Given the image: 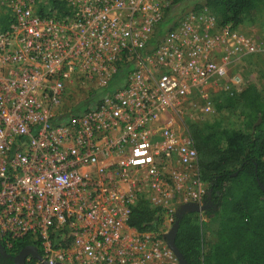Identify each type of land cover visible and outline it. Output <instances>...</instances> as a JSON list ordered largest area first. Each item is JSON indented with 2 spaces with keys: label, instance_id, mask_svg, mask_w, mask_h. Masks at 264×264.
I'll use <instances>...</instances> for the list:
<instances>
[{
  "label": "built area",
  "instance_id": "2783aa9c",
  "mask_svg": "<svg viewBox=\"0 0 264 264\" xmlns=\"http://www.w3.org/2000/svg\"><path fill=\"white\" fill-rule=\"evenodd\" d=\"M67 1L72 14L56 17L41 16L37 0H8L0 25V239L27 240L28 264H179L167 240L171 193L209 198L180 119L194 102L215 116L217 91L242 95L264 37L220 25L207 7L190 11L154 53L137 55L125 88L73 118L70 100L105 87L174 0ZM139 197L171 214L170 230L129 226Z\"/></svg>",
  "mask_w": 264,
  "mask_h": 264
},
{
  "label": "trees",
  "instance_id": "16d2710c",
  "mask_svg": "<svg viewBox=\"0 0 264 264\" xmlns=\"http://www.w3.org/2000/svg\"><path fill=\"white\" fill-rule=\"evenodd\" d=\"M37 5L41 16L65 17L72 14L67 0H52L48 5ZM195 5L191 11L207 7L220 25L239 26L245 17L253 18L260 12L264 0H204L202 4ZM189 6L186 0L172 1L146 47L131 60L124 54L111 81L91 92L72 108L69 115L80 117L99 107L106 95L125 88L130 73L136 68L137 55L145 58L154 53L167 33L190 12ZM8 18H0V25L6 26ZM258 59L260 67L264 68V57L258 56ZM255 73V70L246 71L248 88L242 95L236 98L226 96L221 103L215 102L219 112L232 109L239 103L244 104L246 117L240 127L221 128L216 126L217 122L191 127L202 180L208 186L209 198H206L205 206L212 205L206 214L212 215L213 209H217L219 229L216 241L208 244L199 214H184L175 244L187 264H264V97L258 81H252ZM259 75L264 80V72ZM167 214L163 208L139 197L128 223L141 233L159 231ZM29 246L27 240L15 241L9 249L17 255Z\"/></svg>",
  "mask_w": 264,
  "mask_h": 264
},
{
  "label": "rangeland",
  "instance_id": "374dc122",
  "mask_svg": "<svg viewBox=\"0 0 264 264\" xmlns=\"http://www.w3.org/2000/svg\"><path fill=\"white\" fill-rule=\"evenodd\" d=\"M52 0H37L38 4H45L48 5L49 2ZM204 0H186V3H188L190 6L188 8V11H191L194 9L196 6L195 4H202ZM9 15V7H8V0H0V18L4 16ZM243 24H246L248 26H255L256 29L259 31V35L261 37H264V7L260 10V12L254 16L253 18L251 17H245ZM261 57H264L261 56ZM248 70H255V78H252V81H258V86L263 94L264 97V80L260 78L261 75L259 73L262 71L264 72V68L260 67V62L257 57L255 61H253L251 64L247 66V71ZM259 80H258V79ZM256 79V80H255ZM217 95L215 101L216 102H222L223 98L221 97V92L217 91ZM220 93V95H218ZM85 99V94L84 93H79V95L73 100H70L68 103L70 106L74 105L76 106L80 102H82ZM220 102V103H221ZM198 102H194L192 107L188 109V111H185L184 116L181 120V127L187 128L191 132V127L194 125H203L205 123H214L217 122L216 126H220L221 128H237L240 127L244 121V118L246 117V108L245 105L242 103H239L232 109H227V110H222V111H217V114L215 116H207L203 117L198 109L196 108ZM195 105V108H193ZM63 111H67L66 108L63 109ZM172 196V202H170V205L173 206V213L176 216L177 213L179 212L180 208L185 205L189 204L191 202L186 201L185 196L186 192L184 189L180 191H176L174 193H171ZM194 204V203H193ZM205 203L202 205L204 206ZM200 206V205H199ZM214 213L212 215H207L206 211L202 213H198L199 217L202 222V229H203V234H204V239L208 244H211L216 241V234L219 229V216H218V211L216 208L213 209ZM171 216L166 215L165 216V222L163 226L160 229H164L166 231L170 230V223L167 220V217Z\"/></svg>",
  "mask_w": 264,
  "mask_h": 264
},
{
  "label": "water",
  "instance_id": "95a60500",
  "mask_svg": "<svg viewBox=\"0 0 264 264\" xmlns=\"http://www.w3.org/2000/svg\"><path fill=\"white\" fill-rule=\"evenodd\" d=\"M207 209H208V207H206L205 205L204 206H199L197 204L189 203V204L183 205L180 208L179 212L177 213L176 221H175L172 229L170 230L169 234L167 235V240L169 242L170 248L173 250L175 255L178 257L179 264H187L186 260L183 258L181 253L178 251V249L176 247V244H175L176 235H177V232H178V229H179V224H180V221H181L182 217L186 213H197L198 214V213L205 212ZM25 250H30V249H25ZM23 251L21 252V255L23 254ZM32 253L37 256L36 250L34 248L32 249Z\"/></svg>",
  "mask_w": 264,
  "mask_h": 264
},
{
  "label": "flooded vegetation",
  "instance_id": "af4514ba",
  "mask_svg": "<svg viewBox=\"0 0 264 264\" xmlns=\"http://www.w3.org/2000/svg\"><path fill=\"white\" fill-rule=\"evenodd\" d=\"M208 209L211 210L212 205H207ZM29 250L23 251V254L13 253L0 239V264H26ZM26 257V258H25ZM25 262V263H24Z\"/></svg>",
  "mask_w": 264,
  "mask_h": 264
}]
</instances>
